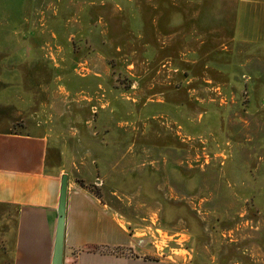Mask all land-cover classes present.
<instances>
[{
	"label": "rangeland",
	"instance_id": "1",
	"mask_svg": "<svg viewBox=\"0 0 264 264\" xmlns=\"http://www.w3.org/2000/svg\"><path fill=\"white\" fill-rule=\"evenodd\" d=\"M0 132L153 261L264 264V0H0Z\"/></svg>",
	"mask_w": 264,
	"mask_h": 264
},
{
	"label": "crops",
	"instance_id": "2",
	"mask_svg": "<svg viewBox=\"0 0 264 264\" xmlns=\"http://www.w3.org/2000/svg\"><path fill=\"white\" fill-rule=\"evenodd\" d=\"M64 176L48 172L46 136L0 132V264H54ZM65 178L61 264H169L152 260L150 235L138 239L124 214Z\"/></svg>",
	"mask_w": 264,
	"mask_h": 264
},
{
	"label": "water",
	"instance_id": "3",
	"mask_svg": "<svg viewBox=\"0 0 264 264\" xmlns=\"http://www.w3.org/2000/svg\"><path fill=\"white\" fill-rule=\"evenodd\" d=\"M66 191V178L62 179V187L60 192V220L58 222V230L56 236V248L54 254V264H61L62 260V232H63V215H64V202Z\"/></svg>",
	"mask_w": 264,
	"mask_h": 264
},
{
	"label": "trees",
	"instance_id": "4",
	"mask_svg": "<svg viewBox=\"0 0 264 264\" xmlns=\"http://www.w3.org/2000/svg\"><path fill=\"white\" fill-rule=\"evenodd\" d=\"M81 186H83V185H81Z\"/></svg>",
	"mask_w": 264,
	"mask_h": 264
}]
</instances>
